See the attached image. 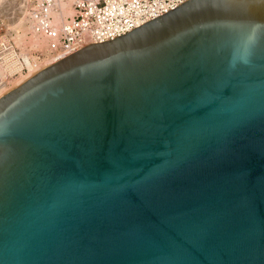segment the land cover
Wrapping results in <instances>:
<instances>
[{
	"label": "water",
	"instance_id": "95a60500",
	"mask_svg": "<svg viewBox=\"0 0 264 264\" xmlns=\"http://www.w3.org/2000/svg\"><path fill=\"white\" fill-rule=\"evenodd\" d=\"M0 264H264V0H187L2 95Z\"/></svg>",
	"mask_w": 264,
	"mask_h": 264
},
{
	"label": "built area",
	"instance_id": "2783aa9c",
	"mask_svg": "<svg viewBox=\"0 0 264 264\" xmlns=\"http://www.w3.org/2000/svg\"><path fill=\"white\" fill-rule=\"evenodd\" d=\"M187 0H8L4 7L35 50L0 36V88L16 77L77 50L104 42L152 20Z\"/></svg>",
	"mask_w": 264,
	"mask_h": 264
},
{
	"label": "rangeland",
	"instance_id": "374dc122",
	"mask_svg": "<svg viewBox=\"0 0 264 264\" xmlns=\"http://www.w3.org/2000/svg\"><path fill=\"white\" fill-rule=\"evenodd\" d=\"M7 1L8 0H0V36L5 37L6 40H9V42L12 44H14V41H16L17 45L23 50H35L39 46L37 42L33 43L32 39L30 38V34L27 31L25 32L22 30H17L14 27L15 20L13 16L6 12L4 8ZM19 80L20 79H15V82Z\"/></svg>",
	"mask_w": 264,
	"mask_h": 264
},
{
	"label": "bare ground",
	"instance_id": "6f19581e",
	"mask_svg": "<svg viewBox=\"0 0 264 264\" xmlns=\"http://www.w3.org/2000/svg\"><path fill=\"white\" fill-rule=\"evenodd\" d=\"M48 64H46V62L42 63V66L40 68H36L31 70L30 72L20 75L18 77H16L15 79H20L19 81L15 82V79L9 81L8 83H5L1 88H0V97L2 95H4L6 92H8L9 90L13 89L16 86H20L23 82H25L28 78H30L31 76H33L35 73H37L39 70H41L43 67L48 66ZM13 81V82H12ZM12 82V83H11ZM19 82V83H18Z\"/></svg>",
	"mask_w": 264,
	"mask_h": 264
}]
</instances>
